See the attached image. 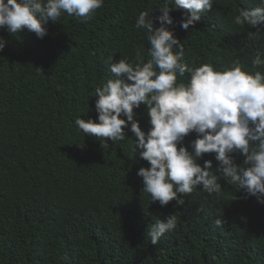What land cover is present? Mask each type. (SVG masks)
I'll return each instance as SVG.
<instances>
[{
	"label": "trees",
	"instance_id": "trees-1",
	"mask_svg": "<svg viewBox=\"0 0 264 264\" xmlns=\"http://www.w3.org/2000/svg\"><path fill=\"white\" fill-rule=\"evenodd\" d=\"M164 3L104 0L91 21L62 14L42 39L27 29H0L8 41L0 51V264H264V213L226 180L219 193L184 198L181 230L166 245H153L137 187L138 170L150 164L135 155L130 125L125 140L102 145L75 124L87 119L95 89L113 78L111 62L151 58L147 34L135 23L148 11L160 27ZM257 6L259 0H215L188 30L179 26L184 9L170 13L174 24L167 27L190 67L222 71L238 60L242 70L264 73L252 66L258 52L264 59V22L233 23L241 8ZM188 79L186 73L178 82ZM146 108L134 112L147 133ZM220 212L228 224L211 228Z\"/></svg>",
	"mask_w": 264,
	"mask_h": 264
},
{
	"label": "clouds",
	"instance_id": "clouds-1",
	"mask_svg": "<svg viewBox=\"0 0 264 264\" xmlns=\"http://www.w3.org/2000/svg\"><path fill=\"white\" fill-rule=\"evenodd\" d=\"M214 3L165 0L156 18L158 28L150 12H140L135 28L145 30L151 58L143 62L138 54L140 63L135 65L126 59L111 62L113 78L95 89L97 100L87 119L75 120L83 134L100 139L102 145L108 139L125 140L130 125L138 138L135 155L150 164L138 170L143 182L137 187L148 206L147 236L153 245H166L181 230L184 198L201 191L219 193L224 180L254 197V210L264 213V73L242 70L238 60L222 71L210 64L190 67L184 62L183 44L167 27L174 24L173 10H186L179 26L188 30ZM103 4L104 0H0V29L10 34L27 29L42 39L49 22L58 23L62 14L86 23ZM259 5L241 8L234 25L254 28L264 22V0ZM7 43L0 37V51ZM252 66H264L259 52ZM186 73L188 81L178 82ZM142 104L150 117L147 133L135 118L134 109ZM97 116L98 122L91 119ZM192 133L196 138L185 141ZM220 216L211 228L228 224L222 212Z\"/></svg>",
	"mask_w": 264,
	"mask_h": 264
}]
</instances>
